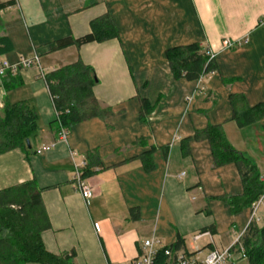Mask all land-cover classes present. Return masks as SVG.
I'll use <instances>...</instances> for the list:
<instances>
[{"label": "crops", "instance_id": "obj_1", "mask_svg": "<svg viewBox=\"0 0 264 264\" xmlns=\"http://www.w3.org/2000/svg\"><path fill=\"white\" fill-rule=\"evenodd\" d=\"M13 1L0 13V36L9 37L13 48L0 60L37 53L41 62L14 76L19 82L11 89L0 76V113L8 102L24 101L37 113L38 130L29 151L0 154V190L36 181L51 224L42 233L47 250L74 253L73 264H120L137 258L152 237L166 246L182 239L178 250L204 255L245 232L250 208L233 214L221 199L243 193L236 166L215 169L207 140H192L188 155L182 141L222 124L231 145L253 159L264 179V116L241 129L231 118L230 98L243 95L250 107L264 104V0ZM107 12L118 38L50 51L53 41L89 33L91 21ZM224 38L240 45L224 49ZM191 43L214 53L218 67L200 83L177 79L166 55ZM79 58L94 69L95 96L112 114L74 125L65 142L57 138V112L40 75ZM142 99L152 107L145 118ZM71 150L76 163L91 155L88 201L74 181ZM258 210L257 224L264 220V202ZM211 225L215 232L202 231ZM198 233L209 235L194 241Z\"/></svg>", "mask_w": 264, "mask_h": 264}, {"label": "trees", "instance_id": "obj_2", "mask_svg": "<svg viewBox=\"0 0 264 264\" xmlns=\"http://www.w3.org/2000/svg\"><path fill=\"white\" fill-rule=\"evenodd\" d=\"M13 0L0 1V13ZM2 18L0 15V25ZM111 13L107 12L94 18L90 26L91 31L80 37L67 36L53 41L50 51L61 50L69 46L80 47L91 42H105L119 37ZM9 37L0 36V55L12 51ZM167 59L172 72L177 79L187 81L198 80L216 72L218 67L215 56L200 43H191L172 47L167 50ZM18 75V74H17ZM16 76V75H15ZM54 107L57 112L59 126L70 130L74 125L92 118H105L112 114L110 108H102L95 96L93 87L97 82L96 73L90 65L81 58L61 68L45 73ZM19 82L14 76L8 75L4 79L6 89H11ZM233 105V120L241 129L253 125L264 116V104L250 107L243 95H231ZM152 107L146 99H142V118L151 112ZM38 116L26 102H8L0 113V154L20 148L29 151L27 140L38 130ZM192 140H207L213 157L214 168L227 164H234L240 174L243 193L239 195L223 196L221 199L229 206L233 214H238L250 208L264 193V179L253 159L244 152L237 150L227 139L222 124H209L197 130L193 138H184L182 151L189 153ZM31 145V144H30ZM86 158L84 177L94 173L91 160ZM145 168L154 167L150 154L142 156ZM41 189L35 180L26 181L0 190V264H73L74 253L55 254L47 250L42 233L51 224L42 200ZM215 232L214 226L204 227L202 231ZM246 250L248 264H264V225L258 226L252 222L247 226L242 238ZM183 240L167 245L158 250L155 264H166L165 250H178ZM187 252V251H185Z\"/></svg>", "mask_w": 264, "mask_h": 264}, {"label": "built area", "instance_id": "obj_3", "mask_svg": "<svg viewBox=\"0 0 264 264\" xmlns=\"http://www.w3.org/2000/svg\"><path fill=\"white\" fill-rule=\"evenodd\" d=\"M224 49L234 48L240 43H236L230 39H225L222 42ZM215 56L212 53V57ZM40 55L35 53L33 56L28 57H19L15 62H10L9 60H0V76L6 77L8 75L15 76L21 70L30 68L32 66L40 67ZM41 77L45 78V74L42 73ZM205 76L198 78V82H202ZM68 130L60 126L58 140L67 141L68 139ZM54 143L50 145H43L42 147L36 150L37 154H43L44 152L50 150L53 147ZM71 157L74 161L75 171H74V181L81 192L82 196L86 201H88L93 196V191L90 184L87 182L86 177L83 176L84 168L86 167V161L81 163H76L74 160V151L70 152ZM264 202V193L255 201L250 207V218L248 221V226L252 222L258 220L257 211L260 205ZM242 232L239 237H237L234 242L226 248H218L213 246L209 249L208 253L202 255L201 251L197 250L195 252L189 253L182 250H174L168 248L165 250V255L167 257L166 264H226L232 262L236 257L246 258V250L242 243ZM203 235H209V233H198L194 236V241L200 239ZM162 243V240L157 237H152L146 239L142 242L140 246V253L137 258L127 260L126 262L120 264H155V256L159 249L165 247ZM105 264H114L106 262Z\"/></svg>", "mask_w": 264, "mask_h": 264}, {"label": "rangeland", "instance_id": "obj_4", "mask_svg": "<svg viewBox=\"0 0 264 264\" xmlns=\"http://www.w3.org/2000/svg\"><path fill=\"white\" fill-rule=\"evenodd\" d=\"M41 67H43V64L41 65ZM14 90H16V89H12L11 91H14ZM261 205H260V207H261ZM260 207H259V209H260ZM258 212H259V210H258ZM261 220L262 221L258 222V224L263 225L264 224V220L263 219H261ZM206 253H207V251L204 253V255ZM226 264H248V259H247V256H246V258L236 257L232 262H228Z\"/></svg>", "mask_w": 264, "mask_h": 264}, {"label": "water", "instance_id": "obj_5", "mask_svg": "<svg viewBox=\"0 0 264 264\" xmlns=\"http://www.w3.org/2000/svg\"><path fill=\"white\" fill-rule=\"evenodd\" d=\"M27 143H28V146L31 147V145H30V141H29V140H27Z\"/></svg>", "mask_w": 264, "mask_h": 264}]
</instances>
